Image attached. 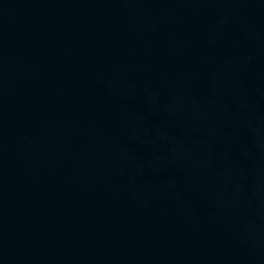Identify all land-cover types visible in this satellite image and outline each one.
I'll return each mask as SVG.
<instances>
[{
    "label": "water",
    "instance_id": "95a60500",
    "mask_svg": "<svg viewBox=\"0 0 264 264\" xmlns=\"http://www.w3.org/2000/svg\"><path fill=\"white\" fill-rule=\"evenodd\" d=\"M0 264H264V0H0Z\"/></svg>",
    "mask_w": 264,
    "mask_h": 264
}]
</instances>
